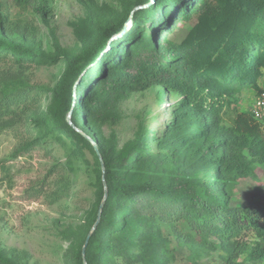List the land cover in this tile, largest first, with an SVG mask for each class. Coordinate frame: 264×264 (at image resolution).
<instances>
[{"label":"trees","instance_id":"trees-1","mask_svg":"<svg viewBox=\"0 0 264 264\" xmlns=\"http://www.w3.org/2000/svg\"><path fill=\"white\" fill-rule=\"evenodd\" d=\"M53 1L11 6L49 26ZM77 2L83 14L70 23L73 45L61 46L49 29L46 47L0 3V134L22 129L25 136L7 161L57 142L65 168L88 175L94 191L82 233L65 237L67 260L84 264L106 187L87 264H163L162 228L173 233L181 222L184 238L230 247L227 264L264 262V203L234 204L238 183L264 168V123L237 107L239 93L264 92V0ZM182 24L188 33L172 40ZM58 63L63 72L51 88L23 73ZM147 91L160 104L177 97L168 119L152 129L158 118L137 114L131 136L121 140L114 128L123 103ZM44 96L48 107L38 113ZM45 187L28 189V197L39 199ZM68 190L67 182L52 202ZM0 264L21 263L0 248Z\"/></svg>","mask_w":264,"mask_h":264},{"label":"rangeland","instance_id":"rangeland-1","mask_svg":"<svg viewBox=\"0 0 264 264\" xmlns=\"http://www.w3.org/2000/svg\"><path fill=\"white\" fill-rule=\"evenodd\" d=\"M99 4L110 6L113 0H97ZM2 10L9 14L12 23L22 30L29 25L33 34L30 37L43 42L46 47L49 29H53L61 46H72L75 42L70 23L81 17L83 9L77 0H54L49 26L42 23L40 15L28 10L21 12L11 6V0H0ZM126 29L130 22L125 24ZM190 26L182 24L171 39L180 42L188 33ZM63 72V66H32L23 73L31 84L53 87ZM264 89V80L262 81ZM47 95V94H45ZM256 92L243 91L237 96L240 111L250 112ZM176 96H168L164 104L156 100L154 91L134 94L122 105L124 118L114 129L121 140L128 139L136 127V115L150 112L151 128L156 129L164 123L176 103ZM49 104V96H44L35 109L38 113L45 111ZM228 119V117H225ZM19 134L4 131L0 134V248L7 255L14 257L21 264H71L67 260L68 242L65 240L71 233L81 234L86 224L87 214L94 201V191L90 188V177L84 172L71 173L65 166V151L57 142L47 143L28 155L15 161H7L16 147L24 138V131ZM105 135L110 128L104 129ZM88 137V136H87ZM89 138V137H88ZM86 156H92L86 151ZM46 182L45 194L39 199L29 198L28 189L38 188ZM69 183L68 193L52 202L53 193ZM264 203V168H257L253 177L242 179L235 191L236 205ZM187 227L182 222L177 224L173 233L170 228H162L164 253L161 255L163 264H227L230 247H219L218 241L203 246L196 240L184 238ZM252 244V243H251ZM250 244V245H251ZM246 253L238 262H242ZM246 264H264V262H247Z\"/></svg>","mask_w":264,"mask_h":264},{"label":"built area","instance_id":"built-area-1","mask_svg":"<svg viewBox=\"0 0 264 264\" xmlns=\"http://www.w3.org/2000/svg\"><path fill=\"white\" fill-rule=\"evenodd\" d=\"M250 112L256 120L264 123V92L256 95Z\"/></svg>","mask_w":264,"mask_h":264},{"label":"water","instance_id":"water-1","mask_svg":"<svg viewBox=\"0 0 264 264\" xmlns=\"http://www.w3.org/2000/svg\"><path fill=\"white\" fill-rule=\"evenodd\" d=\"M125 29H126V26H125L124 30H125ZM92 143H93V142H92ZM93 144H94V143H93ZM94 146H95V148H96V145H95V144H94ZM96 150H97V148H96ZM97 151H98V150H97ZM104 185H105V184H104ZM106 198H107V189H106V187H105V197H104V199H103V201H102V203H101V205H100V209H99V213H98V219H97V222H96V224L94 225V227H93V229L91 230V232L89 233V235H88V237H87V239H86V242H85L84 248H83V260H84L83 263H84V264H87V261H86V258H85L86 248H87V246H88V244H89V241H90V238H91V236H92L93 231L95 230L97 224H98L99 221H100L101 210H102V208H103V206H104V203H105Z\"/></svg>","mask_w":264,"mask_h":264}]
</instances>
